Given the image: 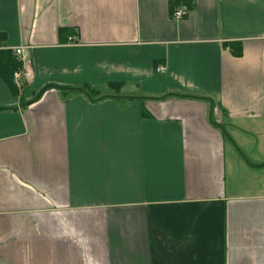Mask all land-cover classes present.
<instances>
[{
  "label": "crops",
  "instance_id": "obj_1",
  "mask_svg": "<svg viewBox=\"0 0 264 264\" xmlns=\"http://www.w3.org/2000/svg\"><path fill=\"white\" fill-rule=\"evenodd\" d=\"M0 35V264H264V0H0Z\"/></svg>",
  "mask_w": 264,
  "mask_h": 264
},
{
  "label": "trees",
  "instance_id": "obj_2",
  "mask_svg": "<svg viewBox=\"0 0 264 264\" xmlns=\"http://www.w3.org/2000/svg\"><path fill=\"white\" fill-rule=\"evenodd\" d=\"M176 9V8H175ZM175 9H172L171 11L175 10ZM169 11V12H171ZM72 33H70L68 30H57L56 32V36H58L59 38L64 36H68V35H71ZM3 39H2V36L0 35V42H2ZM227 47V45H226ZM232 47H229L228 50H229V53L231 55H233L235 58L236 57H239V51L238 49H235L234 51L231 50ZM12 53L11 51L9 50H0V81L1 83L4 85V87H6L8 90H11L12 92H15V91H19L21 90V87L16 89V87H14V85L12 84V77H11V74L12 72L14 71H17L19 68H20V65L19 64H16L14 59L12 58ZM48 89H51L50 87H45L44 90H42L38 95H40L41 93H44L45 90H48ZM56 89V88H55ZM58 89V88H57ZM56 89V90H57ZM76 91H80V93H82V95L84 94V96L87 98V99H97V100H101L102 97H97L94 95L93 92L91 91H86L84 89H75ZM169 98H175V99H185L186 100H193V101H202V102H206L208 104V107L212 108L211 107V104H210V101L209 99L207 98H198V97H195V96H190V95H186L184 96V94H180V95H165V96H162L159 98H156V99H153V98H148L149 100L151 101H162V100H165V99H169ZM37 99V97H34L31 102H27L25 103L24 105H22L21 107L24 108L26 106H29L30 104H32L35 100ZM127 99H131V98H127ZM211 111V110H210ZM209 117V115H208ZM212 124V123H210ZM216 128L218 129L219 133H221L222 137L225 138V140L228 138L227 135H225V133L223 132V130H221L220 127L216 126L215 124H213L212 128Z\"/></svg>",
  "mask_w": 264,
  "mask_h": 264
},
{
  "label": "built area",
  "instance_id": "obj_3",
  "mask_svg": "<svg viewBox=\"0 0 264 264\" xmlns=\"http://www.w3.org/2000/svg\"><path fill=\"white\" fill-rule=\"evenodd\" d=\"M186 13L184 7L180 6L178 8H176L175 10L171 11L169 14V19H172L174 21H178L181 20L184 16V14ZM72 39L68 38L67 44H71ZM12 53V58L14 59L16 64L20 65V68L17 71L12 72L11 77H12V84L14 85V87H16V89L20 88L21 82L20 80L23 79L25 76H23V68L25 66L26 63V59H27V55H28V51H26L25 48L22 47H16L9 50ZM154 71L156 74H163L165 71L163 70L162 67H156L154 68Z\"/></svg>",
  "mask_w": 264,
  "mask_h": 264
},
{
  "label": "rangeland",
  "instance_id": "obj_4",
  "mask_svg": "<svg viewBox=\"0 0 264 264\" xmlns=\"http://www.w3.org/2000/svg\"><path fill=\"white\" fill-rule=\"evenodd\" d=\"M107 92V91H106ZM108 93V92H107Z\"/></svg>",
  "mask_w": 264,
  "mask_h": 264
}]
</instances>
